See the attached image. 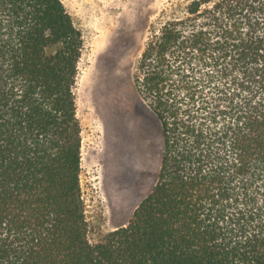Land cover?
Wrapping results in <instances>:
<instances>
[{
  "label": "trees",
  "instance_id": "1",
  "mask_svg": "<svg viewBox=\"0 0 264 264\" xmlns=\"http://www.w3.org/2000/svg\"><path fill=\"white\" fill-rule=\"evenodd\" d=\"M62 0H0V264H264V0H192L148 41L135 88L157 117V180L89 239Z\"/></svg>",
  "mask_w": 264,
  "mask_h": 264
},
{
  "label": "rangeland",
  "instance_id": "2",
  "mask_svg": "<svg viewBox=\"0 0 264 264\" xmlns=\"http://www.w3.org/2000/svg\"><path fill=\"white\" fill-rule=\"evenodd\" d=\"M62 1L82 33L74 92L82 127L81 184L89 239L97 243L129 223L156 183L161 126L136 91L134 77L150 38L168 21L185 16L192 0ZM111 19L118 22L116 40L98 55ZM97 68L101 77L93 81L89 75Z\"/></svg>",
  "mask_w": 264,
  "mask_h": 264
},
{
  "label": "bare ground",
  "instance_id": "3",
  "mask_svg": "<svg viewBox=\"0 0 264 264\" xmlns=\"http://www.w3.org/2000/svg\"><path fill=\"white\" fill-rule=\"evenodd\" d=\"M105 4V3H104ZM102 6V5H101ZM102 10V9H101ZM108 10V9H107ZM104 11V10H103ZM105 12V11H104ZM102 18V17H101ZM109 18V17H108ZM104 20H105V17H104ZM112 20V19H111ZM110 20V21H111ZM106 22H107V20H106ZM106 22H105V24H106ZM111 23V22H110ZM116 23H118L117 22V20H112V23H111V26L109 27V28H107L106 26H105V28L103 29V30H105V32H104V34H103V36H102V39H100V42H99V48H98V52H97V54L98 55H102V54H104L105 53V51L108 49V47H109V45H110V43H112V42H114L116 39V36H117V29L118 28H116L115 27V25H116ZM100 27V26H99ZM103 27V26H102ZM115 27V28H114ZM102 29V28H101ZM119 31V30H118ZM101 33V32H100ZM100 38V37H99ZM113 44V43H112ZM112 46V45H111ZM97 50V49H96ZM100 69V68H99ZM99 69L97 68V70L96 71H93V72H91L92 74H90L89 76L91 77V79L94 81V80H96V79H98L99 77H101V74L100 73H98V71H99ZM98 75H100V76H98ZM98 76V77H97ZM90 79V78H89ZM86 83V82H85ZM89 83H91V82H89ZM92 84V83H91ZM93 86V85H92ZM122 88V90H123V86L121 87ZM119 89V88H118ZM121 90V91H122ZM124 90H126V89H124ZM120 91V92H121ZM122 94H123V91H122ZM127 98V97H126ZM118 100V99H117ZM121 102H122V100H121ZM128 105V104H127ZM126 105V106H127ZM103 107H104V105H103ZM120 109H122V108H120Z\"/></svg>",
  "mask_w": 264,
  "mask_h": 264
}]
</instances>
